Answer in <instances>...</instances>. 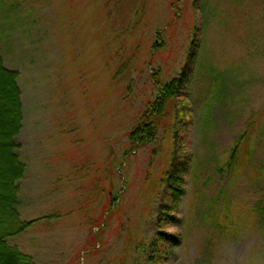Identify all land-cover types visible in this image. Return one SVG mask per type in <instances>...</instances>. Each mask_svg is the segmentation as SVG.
Instances as JSON below:
<instances>
[{"label": "rangeland", "instance_id": "374dc122", "mask_svg": "<svg viewBox=\"0 0 264 264\" xmlns=\"http://www.w3.org/2000/svg\"><path fill=\"white\" fill-rule=\"evenodd\" d=\"M176 2L0 0L22 105L17 210L41 218L8 243L35 264H264V0ZM156 80L180 82L175 99L128 153ZM174 135L192 162L158 228ZM108 189L109 217L93 196Z\"/></svg>", "mask_w": 264, "mask_h": 264}, {"label": "trees", "instance_id": "16d2710c", "mask_svg": "<svg viewBox=\"0 0 264 264\" xmlns=\"http://www.w3.org/2000/svg\"><path fill=\"white\" fill-rule=\"evenodd\" d=\"M176 1L173 5H177L180 2V0ZM153 49L155 51L158 50L156 46H153ZM152 78L154 77L152 76ZM17 80V73L7 69L0 57V264H35L30 256L22 253L17 247L8 243L11 237L20 235L41 219L21 221L17 210L20 204L19 182L23 179L25 173V164L18 154L20 144L17 138L22 126V105ZM179 84L180 82L177 80H173L168 84H162L158 80L155 81L158 92L157 97L154 101L147 104L146 109L139 116L136 124L127 132L130 144L128 153L134 151L138 146L145 145L151 141V138L155 135V131L159 127L160 120L166 116L164 114L165 103H173ZM173 113L171 111L168 115L169 121L173 117L177 119V113H175V116ZM243 137L240 139H243ZM178 140L177 135H174V151L171 156L170 169L165 174L166 178L164 179L166 184L164 195H166L167 200L165 204L158 207V228H161L163 224L161 218L168 217L167 212L175 213L178 210L185 193L183 188L184 178L190 169L192 157L186 151L179 153ZM237 150L238 144L230 149V161L227 167H231ZM97 193L100 195L101 193H105L106 197L111 200L109 203L110 207L103 209V215L105 211L111 213L112 205L117 201L119 195L117 194L112 197L110 189H108L96 191L93 194L95 198H97ZM110 213L107 217L110 216ZM170 219L174 220L175 217H171ZM162 236L161 233L155 236L150 244L152 248H157L155 245L158 240H161ZM165 237L171 240L174 239L169 235H165ZM152 253L155 254L157 252L152 249ZM156 255H158L156 258L161 259L158 253ZM152 257L154 258L153 254L149 258L152 260ZM156 262L158 261L155 260Z\"/></svg>", "mask_w": 264, "mask_h": 264}]
</instances>
